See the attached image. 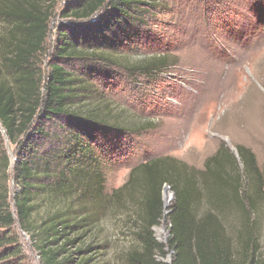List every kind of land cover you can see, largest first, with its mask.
Segmentation results:
<instances>
[{"label": "trees", "instance_id": "obj_1", "mask_svg": "<svg viewBox=\"0 0 264 264\" xmlns=\"http://www.w3.org/2000/svg\"><path fill=\"white\" fill-rule=\"evenodd\" d=\"M43 1L0 0L7 26L0 38V125L17 150L13 159L0 135V264H22L15 224L29 237L39 264H102L100 217L125 192L141 195L139 247L129 253V264H264L254 218L264 198V164L259 169L246 147H237L242 172L221 143L202 168L170 155L145 159L130 169L123 185L105 195V159L97 151L103 148L101 133L113 129L139 135L154 129V119L115 110V103L98 95L95 77L77 72L69 61L94 57L128 70L127 77L159 78L175 65L168 52L134 61L116 54L122 41L140 38L139 27L152 17V1L73 0L63 16L81 27L59 33L47 74L38 58L53 9ZM10 167L11 185L6 183ZM243 178L252 182L250 192ZM164 186L173 193L165 216ZM233 210L241 217L236 238L223 220ZM162 218L169 223L165 243L153 230ZM167 254L170 261L157 259Z\"/></svg>", "mask_w": 264, "mask_h": 264}, {"label": "rangeland", "instance_id": "obj_2", "mask_svg": "<svg viewBox=\"0 0 264 264\" xmlns=\"http://www.w3.org/2000/svg\"><path fill=\"white\" fill-rule=\"evenodd\" d=\"M72 1H43L53 9L45 50L38 58L44 74L49 72L59 33L81 27L71 17L63 16ZM151 1L152 17L139 27L140 38L122 41L116 54L134 61L154 51L168 52L175 65L159 78L127 77L128 70L111 68L94 57L69 61L77 72L95 77L98 95L115 103V110L123 108L132 115L154 119V129L139 135L113 129L101 133L103 148L97 151L105 159L102 166L105 195L123 185L130 169L145 159L170 155L202 168L205 159L221 143L236 158L240 172L243 164L236 155L240 146L253 153L261 169L264 164V0ZM6 30V22L0 17V38ZM60 122L65 123L66 118ZM0 135L4 149L14 156L17 150L1 125ZM11 181L12 167L7 172L6 183L11 185ZM243 182L250 192L252 182L244 178ZM10 190L12 195L15 189L10 186ZM170 192L169 188L166 197ZM140 198L138 192H125L120 202L110 201L101 214L105 239L102 264H129V253L139 247L136 222ZM172 201L173 197L166 209ZM256 208L257 240L264 256V198ZM223 220L236 238L241 227L239 211L233 210ZM168 226L162 218L153 228L160 243L167 241ZM14 233L21 245L22 264H39L38 253L18 224ZM157 259L167 261L171 255H157Z\"/></svg>", "mask_w": 264, "mask_h": 264}, {"label": "water", "instance_id": "obj_3", "mask_svg": "<svg viewBox=\"0 0 264 264\" xmlns=\"http://www.w3.org/2000/svg\"><path fill=\"white\" fill-rule=\"evenodd\" d=\"M233 149V148H232ZM237 157H238V153H236ZM169 190V187L168 186H164L163 187V191H162V199H163V204H164V216L165 214H167V209H166V206L168 204V201L173 197V193L170 192L169 193V198H168V201L166 200V192H168ZM164 219V218H163ZM168 261H170V259H168Z\"/></svg>", "mask_w": 264, "mask_h": 264}, {"label": "bare ground", "instance_id": "obj_4", "mask_svg": "<svg viewBox=\"0 0 264 264\" xmlns=\"http://www.w3.org/2000/svg\"><path fill=\"white\" fill-rule=\"evenodd\" d=\"M169 196L166 197V200L168 201Z\"/></svg>", "mask_w": 264, "mask_h": 264}]
</instances>
